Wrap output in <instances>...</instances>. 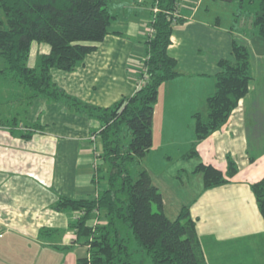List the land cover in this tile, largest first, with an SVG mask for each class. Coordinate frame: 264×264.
<instances>
[{"label":"crops","instance_id":"0c3cea01","mask_svg":"<svg viewBox=\"0 0 264 264\" xmlns=\"http://www.w3.org/2000/svg\"><path fill=\"white\" fill-rule=\"evenodd\" d=\"M151 2L109 0L116 16L109 32L72 71L51 70L57 86L102 107L131 96L141 82ZM179 2L186 21L175 24L181 25L180 34L172 33L168 48L179 75L159 89L153 144L148 150L155 147L168 160L175 152L173 130L182 129L185 120L193 126L192 115L204 108L205 98L214 91L216 61L229 56L233 35L241 34L235 26L227 30L218 20L213 24L202 14L197 16L203 0ZM32 48L37 57L49 50L48 45L36 42ZM254 52L250 54L252 79L247 95L219 130L197 143V155L189 159L190 165L184 161L187 150L180 152L177 170L190 173L199 162L225 172L227 155L238 164L237 173L227 183L209 189L203 188L198 174L200 190L190 203L183 204L189 205L196 220L207 264H264V221L250 187L264 176V142H256L259 116L254 108L264 91V53ZM36 63L37 58L31 66ZM27 94L18 84L0 78V120L18 122L14 128L0 125V264H77L78 258L88 256V246L76 241L70 227L77 212L56 211L52 205L59 196L95 198L105 188L106 180L94 166L95 155L101 161L100 152L94 155L92 150L100 124L42 98L30 101ZM37 122L43 127L36 126L30 138H23V127ZM96 141L100 151L101 143ZM162 198L167 215L163 194Z\"/></svg>","mask_w":264,"mask_h":264},{"label":"trees","instance_id":"16d2710c","mask_svg":"<svg viewBox=\"0 0 264 264\" xmlns=\"http://www.w3.org/2000/svg\"><path fill=\"white\" fill-rule=\"evenodd\" d=\"M248 2H257L252 23L264 37V0ZM179 3L152 0L157 10L147 23L153 32L146 34L141 83L131 96L102 107L60 89L51 70L72 71L96 50L116 17L109 0H0V58L4 63L0 78L21 86L30 101L42 98L100 124L94 133L101 143L97 170L106 180L105 188L95 198L59 196L52 205L56 211L77 212L70 227L76 241L88 246V256L78 258L77 264H143L134 257L136 252L151 264H207L189 205L169 218L148 170L133 173L131 168L141 163L153 144V113L161 85L179 75L176 59L168 52L174 25L186 21L174 15ZM34 42L48 45L49 50L40 53L31 66L27 61ZM216 65L214 91L205 98L204 111L192 115L195 139L187 157L197 155V143L219 130L249 91L252 71L247 45L233 38L229 56L219 58ZM3 123L12 128L18 124L16 119L0 120ZM36 126L43 127L40 122L25 126L21 136L30 138ZM226 159L225 172L203 162L194 167L193 173L202 175L204 189L225 184L237 173V162L229 155ZM250 187L264 221V176ZM96 212L102 221L92 225Z\"/></svg>","mask_w":264,"mask_h":264},{"label":"rangeland","instance_id":"374dc122","mask_svg":"<svg viewBox=\"0 0 264 264\" xmlns=\"http://www.w3.org/2000/svg\"><path fill=\"white\" fill-rule=\"evenodd\" d=\"M196 5L198 4L195 3L194 7H196ZM200 6L201 8L197 16L199 14H202L203 17H206L208 21L212 20L213 24L214 21L216 22V20H218L219 25L227 30L232 29V27L235 26L240 30L241 34L236 36L234 34V38L237 39L239 42H242L247 45L250 54H255V50L262 51V53H264V37L258 34L256 28L253 26L252 23L255 13L258 11L257 2L250 3L248 2V0H203ZM206 8L207 10H205ZM194 10L195 9L193 8V10L191 11L194 12ZM180 30L181 25H175L173 29V34H180ZM36 58L37 54L34 53V50L32 48L27 63L29 65H32ZM259 99L260 101L257 102L256 106H254L256 113L255 116H259V120H257L258 124L256 123V127L258 129V131L256 130V142L263 143L264 91L259 95ZM247 105L250 106V104ZM202 107L198 111L203 112L204 108ZM189 122L190 121L185 120L182 129L173 130V135L175 136L173 138L174 145L172 146V148L175 149V152H171L172 159H164V157H162L163 154L160 153V151L156 152L154 147L150 151V153H148L141 160V163H133L131 165L133 173L145 167L150 170V173L153 178V183L158 186L159 190L164 196L167 208V216L171 219H174L176 217V213L179 212L181 205L188 204L191 202L193 197L198 194V191L201 187V179L199 177L200 175H198L201 173H196L197 175H194L193 172L190 173L187 172V170H177L178 165H180V152L185 150H187L188 152L190 149V139L192 137L195 139L194 119L193 126L192 124H189ZM93 136L96 137L94 134ZM124 138V141L127 142L128 138L126 136ZM97 139L99 141V138L96 137L94 143L92 142L93 154L96 152H101V149L100 151L97 149ZM253 149H255V147H253ZM97 157L95 155L94 166L96 162V166L98 167L99 163ZM190 158L192 157H188L184 161L188 163L191 161L189 160ZM255 159L257 161L258 157ZM190 164L191 162L188 165ZM104 167L106 168V165ZM93 218L95 221L94 223H92V225H95L98 223V220H100L99 212H96ZM134 257L138 260H141L143 264H151L149 259L147 257L144 258L142 256V253L140 252L134 253Z\"/></svg>","mask_w":264,"mask_h":264},{"label":"built area","instance_id":"2783aa9c","mask_svg":"<svg viewBox=\"0 0 264 264\" xmlns=\"http://www.w3.org/2000/svg\"><path fill=\"white\" fill-rule=\"evenodd\" d=\"M178 6H179V4H178ZM153 10L156 11L157 8H154ZM174 15H175V16H178V17H183V16L180 14L179 9H177V10L174 11ZM146 31H147L146 34H150V33L153 32V28H151V27H147ZM140 83H141V82H140ZM93 138H94V136H93ZM96 167H97V166H96V162H95V168H96Z\"/></svg>","mask_w":264,"mask_h":264}]
</instances>
